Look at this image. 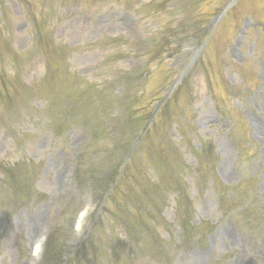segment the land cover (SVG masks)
I'll use <instances>...</instances> for the list:
<instances>
[{
  "label": "rangeland",
  "instance_id": "374dc122",
  "mask_svg": "<svg viewBox=\"0 0 264 264\" xmlns=\"http://www.w3.org/2000/svg\"><path fill=\"white\" fill-rule=\"evenodd\" d=\"M1 58L0 264H264V0H0Z\"/></svg>",
  "mask_w": 264,
  "mask_h": 264
}]
</instances>
